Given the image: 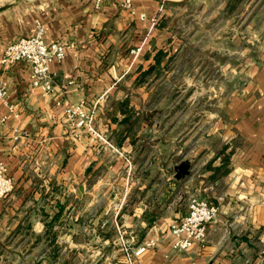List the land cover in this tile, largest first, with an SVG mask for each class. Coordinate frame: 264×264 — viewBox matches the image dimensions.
<instances>
[{"label":"crops","instance_id":"1","mask_svg":"<svg viewBox=\"0 0 264 264\" xmlns=\"http://www.w3.org/2000/svg\"><path fill=\"white\" fill-rule=\"evenodd\" d=\"M129 1L0 0V57L36 23L64 45L49 64L50 94L31 87L27 62L0 65V160L14 185L0 199V264H264V0ZM188 3L203 17L184 31ZM238 5L239 21H216ZM219 45L241 64L224 87L203 88L210 73L196 71L202 114L189 137L187 117L172 110L192 101L159 100L168 89L156 79L166 82L184 47L199 49V66L216 64ZM77 104L97 137L64 119ZM183 159L190 173L175 179ZM193 193L218 211L202 245L174 250L169 227Z\"/></svg>","mask_w":264,"mask_h":264},{"label":"built area","instance_id":"2","mask_svg":"<svg viewBox=\"0 0 264 264\" xmlns=\"http://www.w3.org/2000/svg\"><path fill=\"white\" fill-rule=\"evenodd\" d=\"M126 5L130 1L126 0ZM141 17L144 15L141 14ZM44 25L36 23L32 35L21 36L5 46L0 65L7 67L19 61L29 64V83L43 94L53 91V79L49 70V64L53 61L60 62L64 57V45L60 41H46L44 39ZM7 96L6 84L0 81V99ZM64 119L78 131H86L98 136L92 125V114L82 104L66 107ZM13 178L7 173V167L0 160V199L13 190ZM217 205L197 194H190L187 198V211L181 218L172 223L169 233L172 237L171 248L182 250L192 247L194 244L202 245L207 234V225L213 221L217 214ZM153 242L138 245L134 254L145 251Z\"/></svg>","mask_w":264,"mask_h":264},{"label":"rangeland","instance_id":"3","mask_svg":"<svg viewBox=\"0 0 264 264\" xmlns=\"http://www.w3.org/2000/svg\"><path fill=\"white\" fill-rule=\"evenodd\" d=\"M193 2V1H192ZM191 2V3H192ZM187 9H191L189 12L188 16L185 15V11L184 10V21H187V25L188 27H184V31H190L193 27H196L195 21H199L198 19H202L203 17V13L201 10L197 9L196 4L193 3V5L191 6L189 3L186 4ZM241 9V6H235V8L231 9V10H235V12L230 13L228 12V14H221L219 16H217V22H220L222 20H226L227 18H231L232 21H239L238 20V9ZM177 12V22H180V10L176 9ZM183 17V16H182ZM211 16H208V19ZM207 18H204L203 20H206ZM259 20V18H258ZM257 20V21H258ZM206 22H204L205 24ZM237 23V22H235ZM230 32V31H227ZM193 37H195V34L192 35ZM175 37L176 38H180V28L178 27L176 29L175 32ZM219 49H220V61H215L216 64L214 63L212 65L211 60H209L208 62H203L202 65H198L199 63H197L196 58H195V53L198 52L199 53V49L196 51V47L192 46L189 47L186 50V47H184L183 51H181V53H186V57H177V58H173L171 61H169L170 63L168 64L167 67V72H170V77H168V79L166 80V82L164 83L165 78L163 76L157 77L156 79V84L157 86L161 87L159 89V92H163L164 88L168 89V94H159L157 95L158 98H160L159 100L164 101L163 97H166L170 99V101L174 104L182 102V103H190L192 101V105L193 107L190 108V106L188 105L187 109H173L172 110V117H179L182 115V117H187V126L184 128V131L187 129L189 131V137H193V135L195 136V128L196 126H194L196 118L198 119L200 117V115L202 114L201 111L199 113H197V110L194 107L195 104V99L196 97H198L199 95H197L195 93V88L197 85V77H196V71L198 69H201V66L204 67V69H206V73H210L211 74V68H214L216 71H218L216 74H214V78L210 77V74L207 76L206 74H204V79H200V81L202 83H200L199 85L202 86L203 88H206L207 86L210 87L212 84V82H214L215 84H219V86L224 87V84L227 82L228 80V74L231 73V69H236L238 68V66L241 64L238 61H233V62H228L227 60H224L223 58H226V52L225 49L222 45H219ZM201 49H206V46H202ZM196 51V52H195ZM178 53V52H177ZM183 55V54H182ZM218 62V63H217ZM207 67V68H206ZM209 68V69H208ZM205 73V70H204ZM206 97V94H204ZM225 95H221V101L222 98ZM206 107V106H205ZM199 111V110H198ZM160 117H163V111H157ZM209 112L204 109V116L208 117ZM206 125V124H205ZM207 126V125H206ZM206 129V127H204ZM182 131H183V127H182ZM199 131L197 130V135H198ZM191 140H189L190 142ZM192 144H190L189 146H194V143L191 142Z\"/></svg>","mask_w":264,"mask_h":264},{"label":"water","instance_id":"4","mask_svg":"<svg viewBox=\"0 0 264 264\" xmlns=\"http://www.w3.org/2000/svg\"><path fill=\"white\" fill-rule=\"evenodd\" d=\"M160 1L167 2V3L175 2L173 0H160ZM5 7H7V5L0 7V10H2ZM189 168H190V162L188 159H183L179 161L177 164L173 166L174 178L180 179V178L187 176L190 173Z\"/></svg>","mask_w":264,"mask_h":264}]
</instances>
